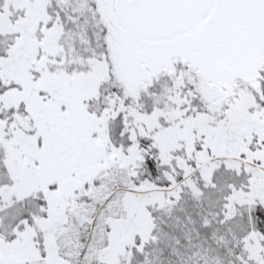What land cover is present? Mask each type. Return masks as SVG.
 <instances>
[{
  "label": "snow or ice",
  "instance_id": "1",
  "mask_svg": "<svg viewBox=\"0 0 264 264\" xmlns=\"http://www.w3.org/2000/svg\"><path fill=\"white\" fill-rule=\"evenodd\" d=\"M0 264H264V0H0Z\"/></svg>",
  "mask_w": 264,
  "mask_h": 264
}]
</instances>
